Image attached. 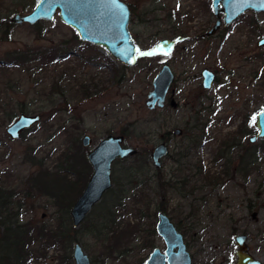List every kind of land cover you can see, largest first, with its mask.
Segmentation results:
<instances>
[{
	"label": "rangeland",
	"instance_id": "obj_1",
	"mask_svg": "<svg viewBox=\"0 0 264 264\" xmlns=\"http://www.w3.org/2000/svg\"><path fill=\"white\" fill-rule=\"evenodd\" d=\"M122 1L131 10L129 31L139 54L133 67L79 40L57 14L34 26L0 28V185L13 190L19 222L56 231L67 216L71 228L70 209L61 215L54 200L28 182L44 170L50 178L58 173L73 180L63 172L80 158L77 153L86 160V152L110 133L123 134V145L138 151L136 158L114 164L111 191L132 167L141 175L133 184L147 201L140 204L142 214L132 202L117 214L122 236L111 242L103 236L102 218L112 208V191L71 228L67 243L42 242L31 264H74L75 243L90 264H144L155 248L165 250L155 231L161 209L183 234L191 264H234L237 235H246L250 254L264 262V139L249 141L264 110V48L257 47L264 14L246 12L204 38L216 21L211 0ZM37 2L0 0V21L31 12ZM51 51L61 57L44 67L4 62L8 54ZM163 65L174 83L163 108L148 110L145 99ZM203 69L215 75L210 90L201 86ZM20 114L40 120L11 140L6 128ZM176 129L180 135L172 134ZM167 131L169 156L156 175L150 153ZM200 134L197 149L190 148ZM84 135L91 138L86 149ZM62 226L67 229L64 221Z\"/></svg>",
	"mask_w": 264,
	"mask_h": 264
},
{
	"label": "water",
	"instance_id": "obj_2",
	"mask_svg": "<svg viewBox=\"0 0 264 264\" xmlns=\"http://www.w3.org/2000/svg\"><path fill=\"white\" fill-rule=\"evenodd\" d=\"M211 11L217 20L206 34L208 37L215 35L222 24L227 27L246 12L264 13V0H212ZM56 14L64 25L76 31L79 40L103 48L125 67L137 64L138 49L129 31L131 10L122 0H38L31 12L15 14L10 22L17 25L24 23L34 25L38 21L50 22ZM257 47L264 48V37L257 42ZM201 77L202 88L210 90L214 83V74L204 69ZM173 79L174 75L170 68L163 65L154 77L152 89L146 96L145 107L148 110L155 107L163 108ZM39 120L38 115L20 114L6 128V134L11 140H17ZM255 127L258 132L249 139L251 143L257 139H264V110L257 114ZM178 134L180 131L176 130L175 135ZM122 143L123 136L108 134L87 153L92 175L83 193L70 209L73 228H78L83 223L93 206L101 200L107 190L111 189L112 163L136 154L135 149L124 147ZM90 144L91 139L87 135L83 136L82 147L87 148ZM166 153L167 148L164 144L152 152L151 156L157 168H160L159 160L165 157ZM155 230L164 241L165 250L162 253L160 249L155 248L144 264H191V257L182 234L165 214H158ZM246 240L245 235H237L234 238L237 247L234 264H260L249 254ZM71 254L74 264H90L88 256L79 244L73 245Z\"/></svg>",
	"mask_w": 264,
	"mask_h": 264
},
{
	"label": "trees",
	"instance_id": "obj_3",
	"mask_svg": "<svg viewBox=\"0 0 264 264\" xmlns=\"http://www.w3.org/2000/svg\"><path fill=\"white\" fill-rule=\"evenodd\" d=\"M59 57H61V51L57 53L55 51L42 53L27 52L16 55L8 54L4 62L8 64L12 63L9 66H15V68L26 67L36 63L38 64L37 66L44 67L52 63L55 58ZM137 156L138 155L133 158ZM77 158L79 159L75 164H71L67 167V172H63L64 175L74 176L73 180L61 177L58 173L53 175L54 178H50L51 173L44 170L31 177L28 182L30 189L33 188V190L39 194L49 195V197L54 200L55 207L61 215L68 214L70 206L80 195L87 182L85 158L82 157L80 153H77ZM126 174V181L124 183L119 184L115 181L117 185L115 186V190L112 191H115L116 195L114 194V197L111 198V202H109L112 208L109 210L107 209L102 218H105L103 226L105 234L103 236H108L109 238L106 237L105 240L110 239L112 240L111 242H115L122 236V233H120L122 228H120L119 224L116 222L118 219L117 214L125 210V206L128 205L129 202H132L140 213H143L144 209L142 207L147 204L144 192L142 190H136L137 187L133 184L135 179L141 177L139 172L130 167ZM137 183L138 186H140L144 182L141 181L136 182V184ZM159 186L164 188L161 179H159ZM12 198L13 190L0 185V264H31L34 254L41 250L42 242L49 243V245H52L50 241L67 243V238H69L72 228L66 225L67 220L65 221V219L67 216L63 219L67 229L62 226L63 221L56 231L46 230L44 226L35 228L28 223L19 222V214L16 213L18 210H14L13 202L11 201ZM142 203H144V206L140 205ZM21 206L22 203L19 201L18 209H20ZM68 243L71 244L70 241ZM35 245H39L37 249H34Z\"/></svg>",
	"mask_w": 264,
	"mask_h": 264
},
{
	"label": "flooded vegetation",
	"instance_id": "obj_4",
	"mask_svg": "<svg viewBox=\"0 0 264 264\" xmlns=\"http://www.w3.org/2000/svg\"><path fill=\"white\" fill-rule=\"evenodd\" d=\"M212 1V0H211ZM253 13V12H252ZM15 14H27V13H15ZM14 14V15H15ZM254 14H256V13H254ZM260 14H264V13H260ZM259 14V15H260ZM14 15H12L10 18H7V19H2L1 21H0V28H5V27H7V26H9V25H17V24H13V23H11L10 22V19L14 16ZM243 15V14H242ZM221 17H223L222 15H221ZM240 17V16H239ZM238 17V18H239ZM237 18V19H238ZM217 20V19H216ZM236 21V20H235ZM41 22H43V21H38L37 23H35L34 25H36V24H38V23H41ZM216 22V21H215ZM24 24H27V23H24ZM215 24V23H214ZM20 25H23V24H20ZM27 25H29V24H27ZM34 25H29V26H34ZM231 25V24H230ZM18 26V25H17ZM222 27H225L223 24L221 25V27H220V29L222 28ZM228 27V26H227ZM220 29L217 31V33L220 31ZM208 33V31L203 35V37L204 38H211V37H214V36H216L217 35V33L215 34V35H213V36H210V37H208L206 34ZM77 35V34H76ZM78 38V37H77ZM79 39V38H78ZM169 67V66H168ZM170 68V67H169ZM171 70V69H170ZM204 70V69H203ZM202 70V71H203ZM208 70V69H207ZM201 71V72H202ZM210 71V70H209ZM201 72H200V76H201ZM211 72V71H210ZM173 73V72H172ZM213 73V72H212ZM214 74V73H213ZM174 75V74H173ZM215 76V75H214ZM175 78V77H174ZM202 78V77H201ZM214 80H215V78H214ZM174 83V79H173V82H172V84ZM201 83H202V81H201ZM172 84H171V86H172ZM170 86V87H171ZM170 90V89H169ZM205 90V89H204ZM169 92V91H168ZM168 94V93H167ZM166 97H167V95H166ZM166 97H165V102H166ZM165 102H164V105H165ZM176 130H179V129H176ZM176 130H174L173 132H172V134H174L175 135V131ZM180 131V130H179ZM111 134V133H110ZM180 134H181V131H180ZM180 134H178V135H180ZM112 135H114V134H112ZM85 136V135H84ZM88 136V135H87ZM117 136H123V134H121V135H117ZM169 137L170 136V132L169 131H167L166 133H165V135L163 136V138H161L160 139V141L158 142V143H156L155 145H154V147H153V149H152V151H151V153H150V159H149V161L151 162V164L153 165V167L156 169L155 171V174L156 175H160V170H161V168H162V160L163 159H165V158H167L168 156H169V148H168V145H167V143H166V140H167V138H165V137ZM89 137V136H88ZM200 137H201V134L199 135V137H196V141H193L191 144L192 145H190L191 147L190 148H193V149H197V146H198V144H199V142L197 141V139H200ZM90 138V137H89ZM91 139V138H90ZM104 139V138H103ZM102 140V139H101ZM100 140V141H101ZM123 142H124V136H123ZM98 144V143H97ZM161 144H164L165 146H166V148H167V153H166V156L165 157H163V158H161L160 160H159V163H160V168H157L155 165H154V162H153V159H152V152L154 151V149L155 148H157L159 145H161ZM82 146V145H81ZM90 146H91V144H90ZM89 146V147H90ZM122 146H124L123 145V143H122ZM96 147V146H95ZM95 147H93V148H95ZM124 147H127V146H124ZM83 148V147H82ZM88 148V147H87ZM93 148L91 149V150H93ZM83 149H86V148H83ZM91 150H88L87 152H86V167H88V169L90 168L91 169V173L89 174L88 172V170H87V182H86V185H87V183H88V181H89V178H90V176L92 175V167L90 166V164H89V162H88V160H87V153L89 152V151H91ZM136 150V149H135ZM136 155H138V151L136 150V154L134 155V156H136ZM134 156H132V157H128V158H126V159H123V160H115L113 163H112V166H111V177H112V175H113V172H114V164L115 163H117V162H124V161H126L127 159H129V158H133ZM86 185L84 186V188H83V190H82V192L80 193V195L83 193V191H84V189H85V187H86ZM165 185H168V183H166ZM112 187H113V178H112ZM112 187H111V189H112ZM111 189H109V190H107L104 194H103V196H102V198H101V200L96 204V205H94L93 206V208L91 209V211L87 214V216H86V218L88 217V215L92 212V210L103 200V198L105 197V196H111L110 195V193H112V191H111ZM79 195V196H80ZM78 196V197H79ZM77 197V198H78ZM112 197H114V196H111V197H109V199L110 198H112ZM77 198L75 199V201L77 200ZM75 201L72 203V205L70 206V209H71V207L73 206V204L75 203ZM70 212V211H69ZM159 213H162V214H165L166 215V213H164V212H162V211H160V212H158L157 213V215H156V218H157V223H158V214ZM167 216V215H166ZM168 217V216H167ZM86 218L84 219V221L86 220ZM169 218V217H168ZM169 220H170V218H169ZM83 221V222H84ZM171 221V220H170ZM172 222V221H171ZM157 223H156V225H157ZM82 224V223H81ZM73 227V226H72ZM156 227V226H155ZM177 228V227H176ZM178 230V229H177ZM156 231V230H155ZM179 231V230H178ZM180 232V231H179ZM181 233V232H180ZM182 234V233H181ZM182 236H183V234H182ZM246 236V235H245ZM236 237V236H235ZM247 237V236H246ZM183 239H184V237H183ZM246 243H247V240H246ZM78 244V243H77ZM248 245V244H247ZM237 248V247H236ZM248 249H249V246H248ZM236 252V251H235ZM248 252H249V250H248ZM249 254H250V252H249ZM251 255V254H250ZM252 256V258L254 259V260H256V261H258V262H260V264H264V262H262V261H260L259 259H257V258H255L253 255H251ZM234 257V256H233Z\"/></svg>",
	"mask_w": 264,
	"mask_h": 264
},
{
	"label": "snow or ice",
	"instance_id": "obj_5",
	"mask_svg": "<svg viewBox=\"0 0 264 264\" xmlns=\"http://www.w3.org/2000/svg\"><path fill=\"white\" fill-rule=\"evenodd\" d=\"M143 54H146V53H143Z\"/></svg>",
	"mask_w": 264,
	"mask_h": 264
}]
</instances>
